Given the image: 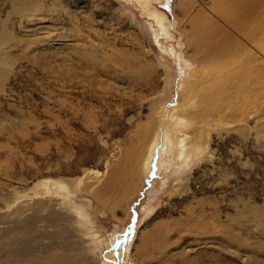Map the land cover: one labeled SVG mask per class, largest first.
I'll list each match as a JSON object with an SVG mask.
<instances>
[{
  "label": "rangeland",
  "instance_id": "obj_1",
  "mask_svg": "<svg viewBox=\"0 0 264 264\" xmlns=\"http://www.w3.org/2000/svg\"><path fill=\"white\" fill-rule=\"evenodd\" d=\"M140 1L0 0V264H264V0Z\"/></svg>",
  "mask_w": 264,
  "mask_h": 264
},
{
  "label": "bare ground",
  "instance_id": "obj_2",
  "mask_svg": "<svg viewBox=\"0 0 264 264\" xmlns=\"http://www.w3.org/2000/svg\"><path fill=\"white\" fill-rule=\"evenodd\" d=\"M141 3H142V5L145 7V6H147V0H141L140 1ZM154 12V11H153ZM152 12V15H153V17L156 19V21L158 22L159 21V25L162 27V30L164 29V25L162 24V19L161 18H159V15H156V14H154ZM160 20H162V21H160ZM226 20V19H225ZM262 32V31H261ZM251 35V34H250ZM226 39V38H225ZM229 39V38H228ZM252 39V38H251ZM263 40V39H262ZM257 42V41H256ZM227 43L225 42V45H226ZM223 46H224V44H223ZM264 48V47H263ZM246 53V52H245ZM264 53V52H263ZM260 54H262V53H260ZM262 57V56H261ZM260 58H259V54L257 55V54H251V55H249V57L247 58V61H248V63H249V65H248V69H249V71H252V73H249V72H247V77H253L252 79L253 80H255V79H258V75H259V65H258V63L259 62H261L260 60H259ZM260 64V63H259ZM263 65V64H262ZM263 67V66H262ZM263 70V69H262ZM261 72L262 71H260V74H261ZM243 74V73H242ZM233 76V75H232ZM242 76V75H241ZM236 78H238V77H236ZM246 78V77H245ZM189 79V78H188ZM241 79V78H240ZM236 80V79H235ZM242 80H243V76H242ZM241 80V81H242ZM189 81V80H188ZM232 81H234V80H232ZM237 81V80H236ZM257 81V80H256ZM183 82V81H182ZM196 84V82H194V80L193 81H191V86L192 87H190V89H192L194 86L192 85V84ZM205 83V82H204ZM228 83H230V82H228ZM232 83H234V82H232ZM235 83H237V82H235ZM244 83V82H243ZM188 84V83H187ZM242 84V83H241ZM201 85V84H200ZM246 85V84H245ZM237 86V85H236ZM228 88H229V86H228ZM245 89V88H244ZM189 90V89H188ZM240 90V89H239ZM242 90V89H241ZM240 90V91H241ZM237 91H238V89H237ZM242 91H244L245 92V90H242ZM232 94H233V92H232ZM224 95V94H223ZM231 95V94H230ZM235 95V94H234ZM251 98H252V96H251ZM222 99V98H221ZM245 101V100H244ZM243 101V102H244ZM239 102H241V101H239ZM238 103V102H237ZM234 105V104H233ZM244 106V105H243ZM255 108V107H254ZM243 110V109H242ZM241 110V111H242ZM251 111V110H250ZM256 113H254V115H259L260 116V114H261V108L260 109H258V110H256L255 111ZM252 113V112H251ZM253 114V113H252ZM253 115V116H254ZM165 118V117H164ZM166 121H167V119H166ZM165 120L163 121V124H162V127L164 126V129H165V134H166V136H169L170 135V140L169 141H172V142H175L176 143V145H177V147H178V151H176L175 152V155L174 156H176L175 158V160H174V162H172V160H171V164H174V165H179L178 166V168L179 167H182V166H186L187 164H188V162H189V159H190V157L188 156V153H187V151H186V142H185V137L183 136V134H181V128L185 125V118L183 117H181V116H178L177 118H176V128L177 129H179V131H177V133H178V138H175V139H173V136H175L174 135V130L172 129V127H171V125H170V127H168L169 128V132L167 133V122H166ZM233 125V124H232ZM169 144H170V146L172 147V144L169 142ZM144 163H146V161L144 162ZM145 167V166H144ZM176 167L177 166H175V169H176ZM58 186H57V188H58V190L59 189H62L63 191L65 190V189H67V191L69 190L70 191V189L63 183V182H61V183H58L57 184ZM53 186V185H52ZM53 188H54V186H53ZM56 188V189H57ZM66 191V190H65ZM152 197V196H151ZM79 216H81V214L79 213L78 214Z\"/></svg>",
  "mask_w": 264,
  "mask_h": 264
}]
</instances>
